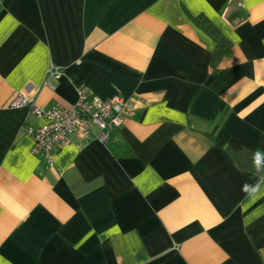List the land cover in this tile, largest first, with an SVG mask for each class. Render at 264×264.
<instances>
[{
  "label": "crops",
  "instance_id": "0c3cea01",
  "mask_svg": "<svg viewBox=\"0 0 264 264\" xmlns=\"http://www.w3.org/2000/svg\"><path fill=\"white\" fill-rule=\"evenodd\" d=\"M199 14L232 43L215 73ZM26 84L118 93L130 154L73 135L48 169ZM227 148L264 154V0H0V264H264V178Z\"/></svg>",
  "mask_w": 264,
  "mask_h": 264
},
{
  "label": "built area",
  "instance_id": "2783aa9c",
  "mask_svg": "<svg viewBox=\"0 0 264 264\" xmlns=\"http://www.w3.org/2000/svg\"><path fill=\"white\" fill-rule=\"evenodd\" d=\"M59 71L49 73L57 77ZM43 86L51 87L49 80ZM38 92L31 84H26L11 102V107H27L36 120L42 121L38 126L25 125L24 131L30 138V154L42 157L50 170L55 167L58 152L71 144V137L91 138L107 144L113 131L118 130L124 119L132 114L133 106L118 93L108 99L93 96L89 89L81 87L76 90V101L71 108L59 104L46 108L33 102Z\"/></svg>",
  "mask_w": 264,
  "mask_h": 264
},
{
  "label": "trees",
  "instance_id": "16d2710c",
  "mask_svg": "<svg viewBox=\"0 0 264 264\" xmlns=\"http://www.w3.org/2000/svg\"><path fill=\"white\" fill-rule=\"evenodd\" d=\"M192 23L204 32L214 43V49L209 59L211 72H217L218 65L224 58H228L232 53V43L229 39L211 22L206 16L199 14L190 16ZM117 131H113L110 135L108 143L112 144L122 155L128 156L130 152L124 151ZM113 139H116L115 142ZM107 143V144H108ZM227 152L232 157L239 169L250 172L258 177L264 178V156L261 155L258 165L254 163V151L242 148L239 152L227 148Z\"/></svg>",
  "mask_w": 264,
  "mask_h": 264
},
{
  "label": "clouds",
  "instance_id": "9594fccd",
  "mask_svg": "<svg viewBox=\"0 0 264 264\" xmlns=\"http://www.w3.org/2000/svg\"><path fill=\"white\" fill-rule=\"evenodd\" d=\"M261 155H264V154H262L260 151H257L255 153V156H254L255 165H258ZM244 190L249 192L250 194H255L258 190V186L256 185L255 187H249L248 185H245Z\"/></svg>",
  "mask_w": 264,
  "mask_h": 264
}]
</instances>
